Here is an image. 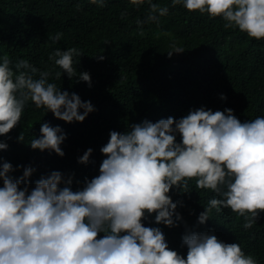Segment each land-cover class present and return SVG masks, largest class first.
Segmentation results:
<instances>
[{"label": "clouds", "instance_id": "obj_1", "mask_svg": "<svg viewBox=\"0 0 264 264\" xmlns=\"http://www.w3.org/2000/svg\"><path fill=\"white\" fill-rule=\"evenodd\" d=\"M90 2L103 6L104 0ZM149 3L148 20L168 13L166 6ZM171 3L220 16L226 27L264 39V0ZM60 35L53 39L58 41ZM182 51L177 48L168 55ZM80 55L75 47L57 48L49 59L69 78L76 76L91 86L90 74L76 75L73 67V58ZM10 65L7 56H0V135L17 125L29 100L65 122H82L95 110L75 92L61 91L48 82V72L34 78L38 69L27 60L15 64V73ZM221 99H226L223 93ZM39 131L30 147L63 157V129L44 122ZM7 148V142L0 141V150ZM92 152L91 147L85 150L78 163L87 164ZM100 152L105 158L98 175L85 177L76 190L71 187L72 176L65 178L60 171L41 176L30 188L33 167H24L22 176L13 178L9 175L13 165L0 164V264H257L237 242L226 243L211 232H185L182 242L187 253L180 255L168 247L159 227L144 226L142 218L155 212L156 223L175 226L182 220L176 211L180 202H173L169 190L187 189L188 178L195 177L198 188L220 197L208 201L198 223L210 218L212 208L221 207L243 216L245 229L256 223L264 211V116L241 122L231 108L213 111L201 106L175 120L172 116L156 122L144 119L125 132L111 130Z\"/></svg>", "mask_w": 264, "mask_h": 264}, {"label": "trees", "instance_id": "obj_2", "mask_svg": "<svg viewBox=\"0 0 264 264\" xmlns=\"http://www.w3.org/2000/svg\"><path fill=\"white\" fill-rule=\"evenodd\" d=\"M151 2L166 6L168 13L148 20L149 0L139 4L104 0L103 6L90 0H0V56L9 58L14 73L15 64L25 59L38 69L34 78L48 72V82L61 91L75 92L95 108L82 122H65L27 101L17 125L0 135V141L8 144L0 150V164L13 165L9 175L18 178L24 167H33L28 178L31 188L41 176L60 171L65 178L72 176L71 187L76 190L85 177L98 175L105 158L100 148L111 130L125 132L144 119L156 122L172 116L175 120L201 106L213 111L231 108L241 122L264 116V39L226 27L220 16L189 11L171 0ZM57 33L58 41L53 39ZM70 47L81 53L73 58L76 75L87 71L91 86L76 76L69 78L49 59L55 49ZM177 48L184 51L168 55ZM222 93L226 99H221ZM44 122L59 125L66 133L60 145L63 157L30 147ZM176 140L180 141L179 134ZM89 147L93 149L89 162L78 163ZM168 195L180 202L176 211L182 220L168 227L156 223L153 212L146 213L142 223L159 227L170 249L186 256L185 232H211L226 243L237 242L257 264H264V211L248 229L243 227L244 217L227 207L212 208L210 218L201 224L199 213L210 199L220 198L217 193L198 188L193 177L188 178L187 189L173 186Z\"/></svg>", "mask_w": 264, "mask_h": 264}]
</instances>
